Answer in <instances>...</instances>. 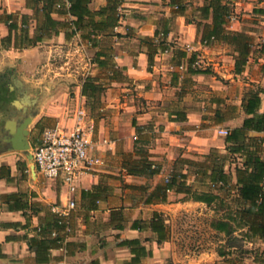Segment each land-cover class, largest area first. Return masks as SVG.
Returning <instances> with one entry per match:
<instances>
[{
    "label": "crops",
    "instance_id": "obj_1",
    "mask_svg": "<svg viewBox=\"0 0 264 264\" xmlns=\"http://www.w3.org/2000/svg\"><path fill=\"white\" fill-rule=\"evenodd\" d=\"M47 1L0 0V264H171L172 213L186 195L164 197L157 187L180 172L189 185L205 182L197 166L226 156L235 197L243 158L229 152L226 138L252 116L244 110L252 94L259 93L256 112L264 114V0H119L117 24L108 11L98 14L110 0H90L93 14L80 29L70 0L54 10ZM48 19L70 24L48 27ZM70 50L77 71L52 74ZM86 81L106 91L100 101L82 94L92 91ZM68 91L76 94L73 114L46 125L65 113L56 100ZM79 107L95 125L105 165L81 177L67 233L52 227L66 188L37 173L31 153L44 129L70 130ZM133 113L136 122L125 119ZM248 135L264 149V132ZM136 141L160 165L155 176L126 170L138 159ZM247 242L262 245L260 253L229 262L264 264V241Z\"/></svg>",
    "mask_w": 264,
    "mask_h": 264
},
{
    "label": "trees",
    "instance_id": "obj_2",
    "mask_svg": "<svg viewBox=\"0 0 264 264\" xmlns=\"http://www.w3.org/2000/svg\"><path fill=\"white\" fill-rule=\"evenodd\" d=\"M59 1L48 0L49 8L54 10ZM70 2L71 7L68 13L76 17V20L72 24L77 29H80L87 22L86 16H92L93 14L88 8L90 0H70ZM118 5L119 0H110L108 7L98 14L108 11L110 13L108 17L110 23L117 24L120 20V15L117 13ZM64 11V9L59 10V12ZM227 15H229V12H227ZM64 24L51 21L50 19L47 22L48 27L63 26ZM69 24L66 23L65 25L68 26ZM41 38L42 36L38 37L36 41L41 40ZM84 87L92 90L82 91V94L88 100L94 98V103L100 101L103 91H95L97 88L89 81L85 82ZM260 101L259 93L251 95L246 105H244V110L247 115L252 116L244 120L241 128H236L229 132L226 138L229 152L233 155L239 154L243 158L242 166H237L236 168L237 184L235 187L237 192L234 197L236 211L234 216L231 215L229 217V220L235 222L237 225L233 228L231 222L228 220L217 222L215 227L217 230L228 234L233 231L235 232L236 228H246L247 232L245 236L248 240L259 238L264 241V160L261 157L264 149L262 148L261 139L248 135L250 131L264 132V114L256 112ZM92 110H97L95 104ZM135 147L138 159L124 164L128 173L146 177H153L158 174L161 170L160 165L150 159L148 151L139 146V141H136ZM226 160V156H216L213 159L212 166H197L196 174L201 176L200 178L202 179H209L210 188L208 190H201L194 188V185H189L187 182L188 175L180 172L172 175L164 186L157 187V191L161 190L164 197L167 196L168 191L183 193L195 201L206 204H211L214 200L219 199L222 193L230 196L234 186L230 183V175L225 171ZM154 222L155 220L152 221L153 225L155 224ZM67 224L68 222L64 217L55 214L52 227L64 229ZM59 240H61V237L54 239L57 243L60 242Z\"/></svg>",
    "mask_w": 264,
    "mask_h": 264
},
{
    "label": "rangeland",
    "instance_id": "obj_3",
    "mask_svg": "<svg viewBox=\"0 0 264 264\" xmlns=\"http://www.w3.org/2000/svg\"><path fill=\"white\" fill-rule=\"evenodd\" d=\"M69 52L66 54L67 57L63 59L68 64L64 65L63 60L58 59L54 71H51L52 74L58 73V76H64L77 71L78 57L73 54V50ZM105 93L106 91H103L102 95ZM76 102L75 91H68L65 97L57 99L56 103L66 105L65 113L60 114V116L56 115V118H52V121L46 125L57 124L63 115L68 120L74 112ZM138 102V99H136L135 104L137 105ZM116 111L120 113L119 110ZM110 116L112 118L114 115L111 114ZM126 116L125 119L131 118L130 122L132 118L135 119V122L137 121L136 113ZM62 125H65V123H62ZM41 132V129H36V135H40ZM166 164H169L166 165V169L171 171L173 168L172 163L167 162ZM192 185H194V188L201 190L208 188L206 180L205 182H197V184L195 182ZM180 201L185 203L175 208L176 210H173L172 213L173 240L177 253H172L171 264H226L229 261L240 263L244 262L245 258H252L254 253H260L262 245L259 243L250 245L247 242L249 240L244 238L246 228H236L235 232L228 234L217 230L215 227L217 222L228 221L231 215H235L233 193L230 196L222 193L219 199L214 200L211 204L198 202L187 196L181 198ZM230 222L232 227L235 228L237 224L233 221Z\"/></svg>",
    "mask_w": 264,
    "mask_h": 264
},
{
    "label": "built area",
    "instance_id": "obj_4",
    "mask_svg": "<svg viewBox=\"0 0 264 264\" xmlns=\"http://www.w3.org/2000/svg\"><path fill=\"white\" fill-rule=\"evenodd\" d=\"M198 68V63L193 65ZM95 125L83 107L77 108L70 130L59 125L44 129L39 144L32 150V161L37 173L53 181H59L67 193L63 207H53V213L68 217L77 207L74 195L81 177L93 174L105 165L103 155L97 154L93 139ZM224 133H227L226 131ZM67 233L72 232L68 225ZM57 236V233H54Z\"/></svg>",
    "mask_w": 264,
    "mask_h": 264
}]
</instances>
